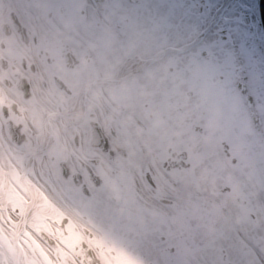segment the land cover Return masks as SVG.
I'll return each mask as SVG.
<instances>
[{"label": "snow or ice", "instance_id": "1", "mask_svg": "<svg viewBox=\"0 0 264 264\" xmlns=\"http://www.w3.org/2000/svg\"><path fill=\"white\" fill-rule=\"evenodd\" d=\"M0 264H264V0H0Z\"/></svg>", "mask_w": 264, "mask_h": 264}, {"label": "water", "instance_id": "2", "mask_svg": "<svg viewBox=\"0 0 264 264\" xmlns=\"http://www.w3.org/2000/svg\"><path fill=\"white\" fill-rule=\"evenodd\" d=\"M257 2H258V0H257Z\"/></svg>", "mask_w": 264, "mask_h": 264}]
</instances>
